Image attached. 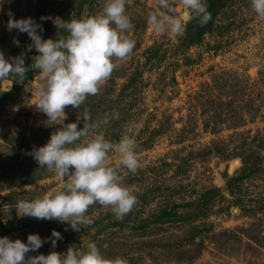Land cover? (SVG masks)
Returning a JSON list of instances; mask_svg holds the SVG:
<instances>
[{
  "label": "rangeland",
  "instance_id": "1",
  "mask_svg": "<svg viewBox=\"0 0 264 264\" xmlns=\"http://www.w3.org/2000/svg\"><path fill=\"white\" fill-rule=\"evenodd\" d=\"M103 2L0 0V51L6 59L23 51L29 69L23 82L12 73L0 79V236L26 241L29 233L44 238L55 229L62 234L55 251L92 240L118 264H264V19L250 0H206L211 18L199 31L203 24L182 0H170L169 9L159 0H126L134 47L82 108L107 139L125 131L134 139L139 168L117 171L136 203L120 219L93 204L86 213L93 223L79 231L17 215V201L62 181L31 155L56 126H45V114L30 104L39 83L31 70L36 51L25 47L31 40L6 23L32 17L42 38H55L52 19L41 16L80 18ZM149 13L174 14L183 28L155 30ZM64 111L66 123L76 120L77 109ZM113 111L119 118L101 123ZM107 163L116 167L117 155L109 153ZM50 250L48 240L37 251Z\"/></svg>",
  "mask_w": 264,
  "mask_h": 264
},
{
  "label": "clouds",
  "instance_id": "2",
  "mask_svg": "<svg viewBox=\"0 0 264 264\" xmlns=\"http://www.w3.org/2000/svg\"><path fill=\"white\" fill-rule=\"evenodd\" d=\"M161 7L170 8V0H159ZM187 14L204 24L211 18L206 0H182ZM126 0H104L102 9L92 15L63 19L41 16V20L52 19L57 32L55 38H42L43 27L32 17L10 18L7 30L13 29L28 35L27 50L35 49L31 57V70L38 71L39 83L35 87V108L45 114V126H56L49 139L31 151L39 167L46 168L62 181L42 195L29 200H19L15 209L20 217L57 220L67 223L79 231L91 225L93 219L87 215L93 204L110 208L117 219L129 213L136 203V196L123 185L118 174L122 166L135 173L140 166L136 155V144L125 131L116 141L106 138L92 121L87 108H82L88 96L96 95L100 85L117 66L115 60L123 61L134 47L127 32L132 27L126 13ZM250 7L264 19V0H250ZM147 23L155 30L166 29L179 32L182 21L174 14L166 17L149 13ZM19 45V40L13 38ZM25 65V54L5 58L0 51V79L9 73L24 81L29 69ZM77 109L76 120L65 122L66 106ZM113 111L105 114L101 123L108 124L118 119ZM83 121V126L78 123ZM109 153L118 158L116 167L107 163ZM62 234L53 229L49 237L41 238L37 233L27 234L26 241L0 236V264H118L106 257L95 241L83 247L69 245L66 251L57 252V240ZM51 241L53 250L47 254L38 252L46 241ZM32 252H36L32 255Z\"/></svg>",
  "mask_w": 264,
  "mask_h": 264
},
{
  "label": "trees",
  "instance_id": "3",
  "mask_svg": "<svg viewBox=\"0 0 264 264\" xmlns=\"http://www.w3.org/2000/svg\"><path fill=\"white\" fill-rule=\"evenodd\" d=\"M205 28V25L203 24V26H200V27H198V31L199 30H202V29H204ZM201 32V31H200ZM188 35H190V34H188ZM189 37H192V36H189ZM193 38V37H192ZM192 38H190V39H192ZM190 41V40H189ZM192 41V40H191Z\"/></svg>",
  "mask_w": 264,
  "mask_h": 264
},
{
  "label": "water",
  "instance_id": "4",
  "mask_svg": "<svg viewBox=\"0 0 264 264\" xmlns=\"http://www.w3.org/2000/svg\"><path fill=\"white\" fill-rule=\"evenodd\" d=\"M231 167H232V165H231Z\"/></svg>",
  "mask_w": 264,
  "mask_h": 264
}]
</instances>
